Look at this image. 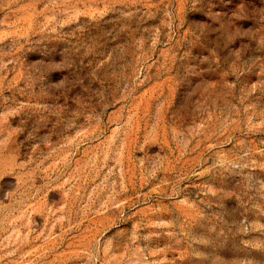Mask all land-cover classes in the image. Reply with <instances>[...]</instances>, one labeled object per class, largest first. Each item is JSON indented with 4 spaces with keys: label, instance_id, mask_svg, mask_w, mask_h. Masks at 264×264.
<instances>
[{
    "label": "rangeland",
    "instance_id": "1",
    "mask_svg": "<svg viewBox=\"0 0 264 264\" xmlns=\"http://www.w3.org/2000/svg\"><path fill=\"white\" fill-rule=\"evenodd\" d=\"M0 264H264V0H0Z\"/></svg>",
    "mask_w": 264,
    "mask_h": 264
}]
</instances>
